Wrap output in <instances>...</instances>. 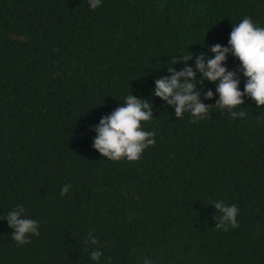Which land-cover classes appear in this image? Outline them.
I'll use <instances>...</instances> for the list:
<instances>
[{"label":"trees","instance_id":"trees-1","mask_svg":"<svg viewBox=\"0 0 264 264\" xmlns=\"http://www.w3.org/2000/svg\"><path fill=\"white\" fill-rule=\"evenodd\" d=\"M244 17L264 27V0H0V264H264V106L245 96L243 120L213 107L190 122L154 95L184 67L172 56L195 70ZM215 88L197 85L202 103ZM130 94L152 104L156 143L109 160L89 129ZM212 201L235 204L239 227L216 229ZM17 205L39 223L22 246L5 220Z\"/></svg>","mask_w":264,"mask_h":264},{"label":"clouds","instance_id":"clouds-1","mask_svg":"<svg viewBox=\"0 0 264 264\" xmlns=\"http://www.w3.org/2000/svg\"><path fill=\"white\" fill-rule=\"evenodd\" d=\"M101 2L102 0H88L90 10L95 11ZM228 45L224 47L216 44L210 48L213 55H198L195 70L187 66L193 53L171 57V65L181 62L184 67L180 71L172 66L168 67L171 75L155 80L154 95L174 107L176 118H182L188 112L191 115L190 122H198L207 118L209 110L215 107L226 111L233 120L237 117L243 120L247 113L234 109L244 104L245 96L253 100L258 108L264 106V27L256 26L251 17H244L233 26ZM228 54H232L240 62V68L236 71H229L224 66ZM197 72L201 74L199 78ZM238 72H242L246 78L243 91L239 88ZM205 81L216 84L215 93L219 99L214 106L201 102V91L197 90V85L203 88ZM203 96L205 99H213L214 93L207 89L203 91ZM153 117L152 104L149 101L132 94L126 96L122 106L103 116L98 125L90 127L89 130L96 133L93 148L109 160L119 161L126 158L129 162L138 161L144 150L156 143L155 132L142 128V122H148ZM70 187V184H65L61 195H66ZM211 205L220 214L214 216L216 229L228 231L229 227H239L236 219L239 209L235 204L226 205L224 201H212ZM25 212L24 206L17 205L5 218L9 228L13 229L11 236L18 246L30 244L33 235L40 236L39 223L26 218ZM84 243L86 247L97 246L89 253V258L99 261L103 253L98 250L100 242L91 231ZM143 264L152 262L145 258Z\"/></svg>","mask_w":264,"mask_h":264}]
</instances>
